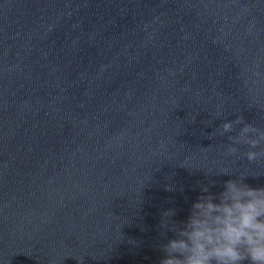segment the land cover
<instances>
[{"label":"water","instance_id":"water-1","mask_svg":"<svg viewBox=\"0 0 264 264\" xmlns=\"http://www.w3.org/2000/svg\"><path fill=\"white\" fill-rule=\"evenodd\" d=\"M238 115L264 128V0H0V264H159L164 209L264 185Z\"/></svg>","mask_w":264,"mask_h":264},{"label":"clouds","instance_id":"clouds-1","mask_svg":"<svg viewBox=\"0 0 264 264\" xmlns=\"http://www.w3.org/2000/svg\"><path fill=\"white\" fill-rule=\"evenodd\" d=\"M216 131L221 136L236 132L227 137L231 143L226 154L237 155L236 145L243 144L247 150L242 156L249 162L264 159V128L245 122L242 115L224 120ZM211 175L233 178L225 180L218 192L211 190L215 181L201 183L200 195L183 221L173 219L175 208L161 212V234L173 235L159 245L164 253L159 264H264V185L245 182L259 175H233L227 169Z\"/></svg>","mask_w":264,"mask_h":264}]
</instances>
